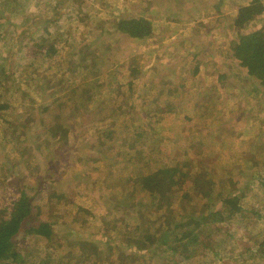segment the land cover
<instances>
[{"label": "rangeland", "instance_id": "374dc122", "mask_svg": "<svg viewBox=\"0 0 264 264\" xmlns=\"http://www.w3.org/2000/svg\"><path fill=\"white\" fill-rule=\"evenodd\" d=\"M12 1L0 8V70L7 74L0 79V104L9 106L0 118L14 126L10 139L6 128L0 131V163L7 167L0 168V207L33 184L30 194L37 191L38 202L26 227L56 223L51 241L25 238V232L16 237L22 262L264 264L263 82L248 75L230 49L242 35L264 29V20L248 30L234 26L239 8L250 0ZM140 17L152 22L150 39L141 42L117 32L120 19ZM193 60L201 62L196 77L189 74ZM216 60L228 74L227 89L213 70ZM130 81L135 82L132 96L126 95ZM52 103L55 120L47 127L24 123L25 111L37 117ZM124 121L132 128L128 140L123 138L127 129L120 127ZM105 129L119 133L100 138ZM247 151L252 164L242 155ZM149 161L150 176L158 172L153 182L146 180L152 191L170 185L177 170L220 173L225 175L222 184L234 176L236 183L226 190L244 193V214L206 227L199 254L187 260L184 254L190 252L183 245L173 254L158 245L150 250L123 247V236L110 240L103 234L110 235L111 223L133 220L135 226L144 219L159 231L170 229L178 218V208L161 199L154 207L130 208L126 216L127 206L134 207L142 193L132 181L139 169L146 173L144 162ZM202 211L205 207L194 208L193 216L201 218ZM77 221L97 233L84 236L83 227L74 230ZM76 254L82 257L71 260Z\"/></svg>", "mask_w": 264, "mask_h": 264}, {"label": "trees", "instance_id": "16d2710c", "mask_svg": "<svg viewBox=\"0 0 264 264\" xmlns=\"http://www.w3.org/2000/svg\"><path fill=\"white\" fill-rule=\"evenodd\" d=\"M5 1L6 0H0V8L3 5H11L10 2L7 3ZM263 1L264 0H250L248 3L242 5L239 8L238 14L234 21V26L237 27L236 29L248 30L251 25L258 21L264 20ZM12 2H15V0ZM216 9H220L218 4H216ZM7 22H9V19ZM116 30L122 35L141 42L143 40L145 41V39H150L154 31L152 22L142 17L120 19ZM1 38L2 36L0 33V40ZM153 42L154 40L152 39L151 43ZM230 49L234 52L236 59L240 61L241 65H243V67L246 66L249 69L248 75H253L261 79L263 83L260 85V87L264 89V29L261 28L254 31L253 33H249L248 35H242L239 41L233 42ZM37 53L38 51H34V56ZM239 53H245V56L243 55L241 58L238 55ZM228 57V61L234 60V55H229ZM212 62L213 70L217 71V80L221 82L223 89H227L224 83L225 80L228 79L227 72L223 71V69L217 68L216 62L220 61L216 60ZM192 64L196 65L189 74H191L190 77H196L200 74L201 62L194 63L193 60ZM6 75L7 74L5 70H0V79L4 78ZM134 76L137 77L138 74H134ZM134 86V81H130L126 85V95L132 96L134 93ZM123 88L124 87L121 86L119 90ZM253 88V93L257 94L256 91H259V87L256 85ZM48 91L53 93V90ZM53 104L54 103H52V105H47L37 117H33V113L29 114L27 111H25L23 113L24 116H22V119H25L24 123L31 125L38 121L40 123L36 124V126L39 125L40 128L47 127L55 120V109H52ZM8 108V104H0V113L7 110ZM67 112L68 111L65 109L62 110L63 115H67ZM155 114L157 115V112H155ZM121 115L124 116L122 113ZM122 120H125V118ZM127 123V121H124L120 124L122 129H127L123 135L125 140H128L126 139L128 137V133L132 134V128ZM27 124H22L21 126L23 128L25 127L24 129H30L29 126H26ZM5 128V136L10 139L14 134V132L10 133L14 126H12V123L7 121L3 122L0 118V131L4 130ZM17 128L21 127L16 126L15 129ZM116 133H119V129L118 131L115 129H105L103 131H99V136L100 138L102 135L104 138H114ZM13 139L15 141L16 137ZM156 142L158 146V139ZM14 145L17 150L21 149V144L19 142L15 141ZM99 145L100 143L97 142L94 146L97 147ZM250 154H252L251 151H247L242 154L244 159L247 160L248 164L253 163V158L250 156ZM158 155L163 157L161 151H159ZM170 158L172 157L170 156ZM149 163L150 161L144 162V166L146 165V173L141 175L140 173L142 170L139 169V171L136 173L135 180L132 181L137 189H141L143 194L140 193L139 198H137V202L134 203V207L127 206L128 212L126 216H129L128 214L131 212L130 208H135L139 205H144L145 207H154V202L158 199H161L167 203L168 206H175L178 208V218L176 222L173 223V225L171 224L172 227L170 229H159V231L157 230V226H154L151 221L144 219H141V222H138L137 220V225L135 226H132L133 224H136V222L133 220H129L128 222L124 221L122 224L119 222L108 224L110 228L109 232L112 236L107 233L103 234V236L107 235L110 240H119L121 236L126 237V244L122 245L123 247L126 246L129 249L135 250H150L158 245L162 247L164 246L168 249V252L176 254L179 253L180 248L183 245L186 247V251L190 252L189 254H184L183 259L187 260L199 254V248L197 244L198 241H201V233L205 232L207 229L206 227L213 225L218 227L222 223L230 222L237 217H242L244 214L241 207V200L244 193L243 195H239L240 193L234 194L229 190H226V185L229 183H236L234 176L230 177V181L227 184H222L220 181L225 175L220 173L216 175L210 173V171L207 173L202 170L203 168L200 170V172H195L194 170L192 172L177 170L175 174L172 175L170 185L167 183L160 191H152L151 185L147 184L146 180L153 182L154 179H156L158 172L152 174L154 176H150ZM2 167L5 168L6 165L0 163V168ZM32 185L33 184H26V186H24L25 188L20 192V197L8 198L0 207V264H24V262H22L23 258L21 253L18 251V243L16 242V237L22 232H25V238L27 236H31L47 241H51L52 237L54 236L56 223L53 222L51 223L49 221H42L37 225H30L28 228L26 227V224L31 219L33 210L35 209V206L38 202L35 200L38 192H35L36 196L34 197H32L30 194ZM43 193L44 192L41 191V194ZM63 199L58 200V202L62 201ZM132 201L134 202V199ZM176 201L179 202L176 203ZM186 202L189 203L188 206L185 205ZM214 204H218V206L213 207ZM69 206L71 205L68 202V208H70ZM201 207H205V211H202L199 215L201 218H196L195 215L193 216V209L195 208L197 211V209ZM78 208H81V206L78 205ZM117 209H122V207L119 206ZM68 213H70V210ZM94 217L95 214H93V218H91L92 221L94 220ZM107 217L109 216L105 214V217L101 218L104 222V228L107 226V222L109 221ZM114 224H117L116 228L114 227ZM78 226L87 230V233L84 234L86 237L95 235L97 233L96 230H92L93 226L90 224H83L82 222L77 221L75 222L74 230H76ZM113 227L115 230L112 229ZM101 239L103 238L98 239L97 244L102 243ZM261 246H264V240H262ZM261 246L259 245V247ZM191 250L193 253H191ZM80 257H82V255L78 256L76 254L71 260L79 259ZM87 261H89V259H87Z\"/></svg>", "mask_w": 264, "mask_h": 264}]
</instances>
